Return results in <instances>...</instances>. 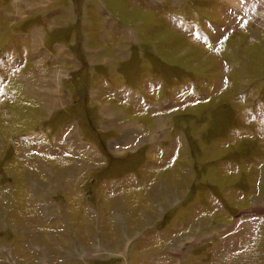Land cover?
I'll return each mask as SVG.
<instances>
[{"label": "rangeland", "instance_id": "rangeland-1", "mask_svg": "<svg viewBox=\"0 0 264 264\" xmlns=\"http://www.w3.org/2000/svg\"><path fill=\"white\" fill-rule=\"evenodd\" d=\"M0 224V264H264V0H0Z\"/></svg>", "mask_w": 264, "mask_h": 264}, {"label": "crops", "instance_id": "crops-1", "mask_svg": "<svg viewBox=\"0 0 264 264\" xmlns=\"http://www.w3.org/2000/svg\"><path fill=\"white\" fill-rule=\"evenodd\" d=\"M87 30H88V29H87ZM108 38H111V36L108 37ZM115 39H117V37H115ZM107 40H108V39H107ZM105 42L110 43V40L105 41ZM116 42H117V41L112 42L111 44L114 45V44H116ZM92 68L95 69L94 66H92ZM107 70L110 71L109 68H108ZM96 71H97V73H98V76H97L96 81H95V78H94V77H95L94 73L92 74V72H90V73L92 74V76H90V77H91V80H93V81H92L93 83H96V84H97V81H99V79H100V77H99L100 75H102V77H104L106 80H108L102 71H99L98 69H97ZM119 74H120L119 71H117V73L110 74V75H108V77L111 78L112 75H117V76H118ZM93 75H94V77H93ZM126 80H127V78H125L124 75L120 74V76L115 77L114 80H113L112 82H113V83H116V82H117V84H119V83H121L122 81H126ZM140 82H141V81H140ZM140 82L137 84L138 86H139ZM113 83H110V82H109V86L112 87V86H113ZM135 83H137V82H135ZM128 87H129V86H128ZM129 88H130V87H129ZM130 89H131V88H130ZM133 89H137V88L134 86ZM69 119H70V118H69ZM68 122H70V121L68 120ZM62 125H63V124H61V126H62ZM61 126H60V127H61ZM60 127H59V128H60ZM64 133H65V132H64ZM35 194H37V193H35ZM37 205H40V204L38 203ZM37 205H36V206H37ZM54 206H55V207H54L51 211H52L53 214H55V216H57V212H58V210H56L57 205L54 204ZM45 210H47V209H45ZM43 211H44V209H43ZM51 211H50V212H51ZM50 212H49V213H50ZM49 213H48V214H49ZM14 214H15V213H14ZM0 225H1V224H0Z\"/></svg>", "mask_w": 264, "mask_h": 264}]
</instances>
